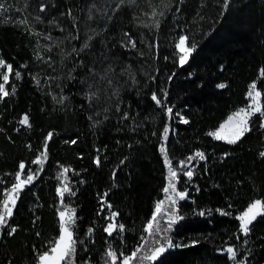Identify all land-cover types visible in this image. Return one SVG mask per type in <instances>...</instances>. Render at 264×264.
<instances>
[{
	"label": "trees",
	"instance_id": "obj_1",
	"mask_svg": "<svg viewBox=\"0 0 264 264\" xmlns=\"http://www.w3.org/2000/svg\"><path fill=\"white\" fill-rule=\"evenodd\" d=\"M39 1L33 8L41 17L58 20L74 40L62 61L66 70L55 74L47 69L40 84L33 78L31 32L0 24V55L12 66L5 85L9 94L0 95V206L20 163L25 172L35 168L33 161L43 157L52 134L42 172L19 192L8 226L1 228L0 264H38L39 255L59 236L62 200L75 209L78 253L92 229L86 254L92 255V264H103L109 246L119 256L130 254L141 237L148 254L157 245L145 227L168 184L162 143L178 169L176 187L188 197L179 201L183 219L169 233L180 247L150 264H234L224 251L230 246L237 261L264 264V217L257 218L247 237L235 219L249 203L264 200L262 118L253 115L252 130L235 145L207 135L249 104L253 83L264 105V0H227L226 8L225 0ZM181 35L188 36L187 46L196 44L183 66L175 47ZM220 83L226 87L218 88ZM53 84L62 101H55ZM153 93L163 106L152 100ZM167 107L173 109L171 118ZM25 115L28 125L21 123ZM165 126L170 129L166 142ZM197 151L205 160L190 162L189 180L178 162ZM64 168L68 172L61 177ZM65 182L70 192L62 198L57 189ZM217 209L230 214L222 216ZM113 212L124 230L109 236L104 229ZM12 227L16 232L9 235Z\"/></svg>",
	"mask_w": 264,
	"mask_h": 264
},
{
	"label": "snow or ice",
	"instance_id": "obj_2",
	"mask_svg": "<svg viewBox=\"0 0 264 264\" xmlns=\"http://www.w3.org/2000/svg\"><path fill=\"white\" fill-rule=\"evenodd\" d=\"M123 3V0H121ZM130 2H134V0H130ZM225 8L227 7V0H225L224 4ZM6 11V7L4 3H0V12ZM40 11H44V7L41 6ZM71 15V13H69ZM156 12L153 11L152 17H156ZM163 15V13H160ZM91 18V16H90ZM26 22V21H24ZM154 27L159 28V20L154 19ZM128 35L127 33L125 34ZM189 38L186 35H181L179 37L178 42L176 43V49L181 53L179 57V63L181 66L188 62V59L192 52L196 49V44L191 43L190 46H186ZM129 42L131 43L132 47H136L135 41L131 40L129 37ZM85 48L88 47L87 43L84 45ZM73 52L76 51L75 48L72 50ZM167 59V58H166ZM0 67H6L7 73L2 74V79L4 83H0V95L7 96L9 93L5 90V85L9 82V75L8 73L12 72V66L6 65L3 59H0ZM261 75H264V70L261 71ZM16 76L19 77V73H16ZM218 88L223 89L226 87L225 84L220 83L217 85ZM12 91L14 92L15 89L13 87ZM93 95H95L93 93ZM167 93L165 92V97ZM247 96L250 98V103L246 107L238 109L232 115H230L227 120L220 124L219 128L215 131H209L207 133L208 136L212 137L215 140H222L229 145L237 144L246 133L252 130L250 126V120L252 116L256 113H259L261 116L260 128H264V105L260 103L261 92L256 90V84L253 83L250 85L249 91ZM152 100L156 102L158 106H163V101L157 97L155 93L152 94ZM63 99V98H62ZM166 114L169 118L173 115V109L171 107L166 108ZM179 116L180 121L184 124L189 123L187 119L183 116H180L179 113H176ZM125 119H127V115H125ZM22 124L28 125V117L27 115L24 116L23 120L21 121ZM30 126V125H29ZM227 130V131H226ZM169 127L165 126L163 129V141L168 140L169 135ZM52 136L51 133L48 134L44 143V152L42 156L46 159L47 154V140L50 139ZM75 143V141H72ZM161 153L164 156L165 165L168 167V184L166 187L163 188V192L165 193L164 200H160L155 205V210L148 221L145 232L148 234L149 237H153V243L157 245L154 247L148 254L144 257H141L143 260L149 261H156L158 257H160L163 253H165L169 248L172 247H180V245H174L173 241L167 235L168 232L171 231L172 225H174L177 220L183 219L182 216L178 215V208L177 204L178 201H183L188 197V193L186 190H178L176 184L178 182V169L172 166V161L169 159L168 152L166 150L165 144H161L160 148ZM260 156L264 158V152L260 153ZM198 157L199 160H205V154L203 152L197 151L194 156L187 157L186 160H181L178 162V167L182 169H186L183 171V175L188 177L190 180L193 176V171L190 167V162ZM33 163H41L40 157H37ZM97 165H99L100 161L99 158L96 160ZM20 171L16 173V183L13 184L11 189L7 190L4 193V199L2 201V206H0V228H4L8 226V220L13 216V209L15 208L16 201L19 197V192L23 189L26 184H29L34 179V174L29 171L26 175L25 179H21V175L25 169V164L23 162L19 165ZM68 172L67 168H64L61 172V177H64L65 173ZM58 194L63 198V194L65 192H70L69 187L65 184L62 189H57ZM74 194V193H71ZM107 195V193H105ZM167 202L168 209L162 212V206ZM109 209H111V205H108ZM217 212L220 215H229L221 209H217ZM112 217L118 215V213L113 212ZM199 215L204 216V212H200ZM163 217H167L164 221L166 227H161L160 219ZM258 217H264V200L256 199L253 202L249 203L246 210L242 211L240 215L235 217L236 220L239 221V232L247 237L250 235L252 231V227L254 222L257 221ZM59 222H60V232L58 238H56L52 245L50 246L48 251L40 254L38 257L39 264H74V257L76 254V244L77 239L74 236V229L76 224V216H75V209L63 206L62 200V210L59 211ZM119 230L122 232L124 230V225H119ZM104 231L109 235L112 236L113 232L116 231V224L109 223L108 226L104 229ZM16 232V228L12 227L9 235H12ZM89 234H91L92 229L88 230ZM237 239H240L237 236ZM142 243L139 244L130 254L125 255L124 253H120L122 256L121 264H133V261L137 258L138 253L144 248V245L147 243V240L144 237H141ZM82 243V242H81ZM245 243L247 241L245 240ZM187 247L188 245H184ZM224 251L227 252L228 257L230 260L234 262V264H246L245 261H237V251L234 247L230 246ZM107 257L110 258L111 264H117L118 255L117 251L113 250L111 246L106 253Z\"/></svg>",
	"mask_w": 264,
	"mask_h": 264
},
{
	"label": "rangeland",
	"instance_id": "obj_3",
	"mask_svg": "<svg viewBox=\"0 0 264 264\" xmlns=\"http://www.w3.org/2000/svg\"><path fill=\"white\" fill-rule=\"evenodd\" d=\"M34 1L35 0H0V3H4L5 7H6V11L0 12V24H5V23L18 24L23 29H27V30H29V32H31V35L34 39L33 52H34V57H35V66H34L33 78L35 79V81H37V83L43 84L46 81V79L44 77V73L47 71V69L52 70V72L55 74L66 70V66L65 65L63 66L62 61L66 60V58H67L66 54L71 52V45H72V42L74 40V36L72 35V32L69 28L67 29L65 27L60 26L59 21L56 20L55 18L46 19V18L41 17V14L39 13V11H37L35 8H33L34 7L33 6ZM47 1L48 0H40L39 3H42V2L44 3ZM97 15L102 16L103 13L99 12V14H97ZM24 21H26V22H24ZM46 21H48V22H46ZM51 32H53V33H51ZM87 34L88 33H86V35ZM180 55H181V53H180ZM0 59H2L1 55H0ZM0 73L1 74L7 73V68L6 67H0ZM9 74L10 73H8V75ZM52 83L57 84V80H53ZM54 84L52 85V91H53L52 93L54 95L55 101H62L63 99L61 98L60 90H59L58 86L54 85ZM255 84H256V90L260 91L257 87V83H255ZM261 97H262V93H261ZM261 97H260V103L262 105ZM250 102L251 101L249 98V103ZM40 159H41V163H39V164L35 163V168L30 170L34 174L33 181L39 176V174L43 170V165H44L45 159L43 157H40ZM28 173H29V171H26V172L23 171V173L21 175V179L22 180L25 179L26 175ZM14 182L16 183V175L14 177ZM31 183L26 184L23 187V189H25ZM66 185H67V183H66ZM63 187L64 186L59 187V189H62ZM17 201H18V199H17ZM17 201H16V203H17ZM178 203H179V201H178ZM177 207H178V204H177ZM167 209H168V204H164L162 206V212L167 210ZM116 217L117 216L112 217V215L110 214V216H109L110 223L116 224ZM58 219H59V213H58ZM166 219H167V217H163L160 219V225H162L161 227H166V225L164 223V221ZM177 222H178V220H177ZM59 224H60V222H59ZM175 224L172 225L171 230H173ZM118 230H119V226L116 224V231H118ZM0 231H1V228H0ZM169 233L170 232H168L167 235L170 237ZM0 239H1V235H0ZM149 239H150V237H149ZM151 239H154V238L151 237ZM89 241H90V243H92L91 242L92 241L91 240V234L88 233L87 236L84 237V239L81 243L79 253L77 252L78 247H76V254H75V257L73 258L74 264H92V259H93L92 255H86L90 250L89 246H88ZM172 248H169L168 250H170ZM108 249L106 250L105 254L107 253ZM151 250L152 249H150V251ZM145 255H146L145 251H144V249H142L138 253L137 258L133 261V264H150V263L154 262V261L141 259V257H144ZM118 257L119 258L117 260V264H121L122 256L118 255ZM79 258H82V259L79 260ZM38 264H39V262H38ZM62 264H63V262H62ZM103 264H111L110 258L107 257L104 260Z\"/></svg>",
	"mask_w": 264,
	"mask_h": 264
}]
</instances>
